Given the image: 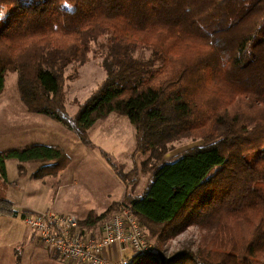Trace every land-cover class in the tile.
<instances>
[{
  "label": "trees",
  "instance_id": "obj_1",
  "mask_svg": "<svg viewBox=\"0 0 264 264\" xmlns=\"http://www.w3.org/2000/svg\"><path fill=\"white\" fill-rule=\"evenodd\" d=\"M3 14L0 95L17 73L28 110L85 142L98 120L126 115L136 151L154 161L144 192L79 218L83 233L127 205L149 239L192 225L208 233L198 251L167 261L151 247L131 264H264V0H0ZM91 58H103L106 78L71 116L67 70ZM186 138L203 142L165 158ZM9 159L21 174L43 163L35 175L44 177L68 156L45 143L0 151V215L25 218L7 197Z\"/></svg>",
  "mask_w": 264,
  "mask_h": 264
},
{
  "label": "rangeland",
  "instance_id": "obj_2",
  "mask_svg": "<svg viewBox=\"0 0 264 264\" xmlns=\"http://www.w3.org/2000/svg\"><path fill=\"white\" fill-rule=\"evenodd\" d=\"M38 0H21L37 3ZM5 14L0 19L5 20ZM148 57L149 52L139 53ZM63 84L65 104L71 116H75L80 105L93 94L106 78L103 58H91L86 64L72 65L68 68ZM28 115V118L22 116ZM20 117L21 120H20ZM28 124V128L24 126ZM202 140L183 139L175 143V148L166 154L169 158ZM35 143H45L62 147L68 162L57 175L36 177L41 162L24 163V173H20V162L7 161L8 193L16 210L30 207L36 212L53 210L57 213H71L80 218L86 217L90 209L103 208L105 204L128 201L139 195L149 182L154 161L150 152L136 151L135 127L130 118L123 114L111 113L98 120L88 130V141L46 114L30 112L23 102L19 88L18 75L9 72L6 87L0 95V151L9 148H22ZM137 171V172H136ZM125 175V180L120 174ZM8 198V199H9ZM106 212V211H105ZM161 231L163 226L155 225ZM21 213L0 215V264H79L55 255V250L46 243L33 241V231ZM208 233L196 225L181 232L165 229L161 236L150 235L151 247L162 250L168 261L178 250L185 247L198 251L203 237ZM38 239V238H37ZM129 256L135 253L128 251Z\"/></svg>",
  "mask_w": 264,
  "mask_h": 264
},
{
  "label": "built area",
  "instance_id": "obj_3",
  "mask_svg": "<svg viewBox=\"0 0 264 264\" xmlns=\"http://www.w3.org/2000/svg\"><path fill=\"white\" fill-rule=\"evenodd\" d=\"M24 219L36 238L54 248L63 258L80 264H131L132 256L124 255L127 248L139 253L152 246L131 206L127 205L121 206L105 221L98 233H83L79 217L52 210L30 214ZM117 245L120 247L117 256L108 257L105 250Z\"/></svg>",
  "mask_w": 264,
  "mask_h": 264
},
{
  "label": "crops",
  "instance_id": "obj_4",
  "mask_svg": "<svg viewBox=\"0 0 264 264\" xmlns=\"http://www.w3.org/2000/svg\"><path fill=\"white\" fill-rule=\"evenodd\" d=\"M33 114V113H32ZM35 114H37V113H35ZM22 116H24L25 118H28V120H30L29 119V117L31 116H29L28 117V115H26V114H23ZM21 118L22 117H20V120H21ZM27 126H29L28 124H26L24 127L25 128H28ZM48 144V143H47ZM8 193V192H7ZM8 198H9V196H8ZM9 200H11V198H9ZM121 200V198H119V199H117V200H115V201H120ZM12 201V200H11ZM114 201V202H115ZM113 202H110V203H108V204H105L104 206H103V208H100V210H98V209H90L89 211H88V213L91 211V210H94V211H96L97 213H99V214H101V213H103V212H105L106 210H107V208L112 204ZM21 212H28V215H30V214H35V213H37L35 210H33L32 208H30V207H25L24 209H21L20 210ZM53 211V210H52ZM60 213V212H59ZM88 213H87V215H88ZM61 214H71V213H61ZM73 215H75V214H73ZM86 215V216H87ZM77 216V215H76ZM78 217V216H77ZM80 218V217H79ZM85 218V217H84ZM32 231V230H31ZM32 239H33V241H35V242H39V243H44L42 240H40V239H37L35 236H34V234H33V237H32ZM55 250V249H54ZM129 250H131L130 248H127L125 251H124V255H131V254H129L128 253V251ZM120 251V247L117 245V246H109L106 250H105V254L108 256V257H110V258H114V257H116L117 256V254H118V252ZM55 252V255L56 256H58V257H61V258H63L59 253H58V251H54ZM64 259V258H63ZM71 262H73V261H71ZM80 264V263H79Z\"/></svg>",
  "mask_w": 264,
  "mask_h": 264
}]
</instances>
